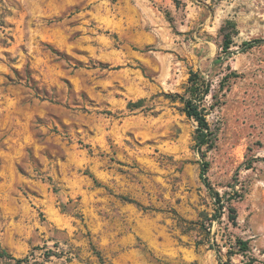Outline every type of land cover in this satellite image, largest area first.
Instances as JSON below:
<instances>
[{
  "label": "rangeland",
  "instance_id": "rangeland-1",
  "mask_svg": "<svg viewBox=\"0 0 264 264\" xmlns=\"http://www.w3.org/2000/svg\"><path fill=\"white\" fill-rule=\"evenodd\" d=\"M193 73L211 84L221 219L176 97ZM2 249L22 264H264V0H0Z\"/></svg>",
  "mask_w": 264,
  "mask_h": 264
},
{
  "label": "trees",
  "instance_id": "trees-1",
  "mask_svg": "<svg viewBox=\"0 0 264 264\" xmlns=\"http://www.w3.org/2000/svg\"><path fill=\"white\" fill-rule=\"evenodd\" d=\"M258 41L245 42L243 44L244 49L252 48ZM230 41L226 42V48H230ZM190 86L187 89V93L184 96H176L178 97L182 103L184 104V112L186 115L193 119L197 124L196 134H195V143L202 154L204 161L201 169V179L203 183L207 186V188L213 193L216 202L219 204V215L217 216L219 219L222 218L224 206L222 203V196L219 192L215 191L209 178L208 172L210 169V163L206 161V154L213 150L216 145V135L212 130L209 122L208 115L211 107L207 104V98L211 94V84L204 80L199 74H192L190 77ZM172 99H176L175 96H170ZM131 106H137V104H130ZM230 215L229 218L231 222L236 225L237 224V211L232 206H229ZM221 214V215H220ZM238 245L244 250H248V243L239 240ZM0 259L10 260L12 262H16L18 264H22L27 261V258H15L11 255L7 250H0ZM252 264V263H250Z\"/></svg>",
  "mask_w": 264,
  "mask_h": 264
}]
</instances>
